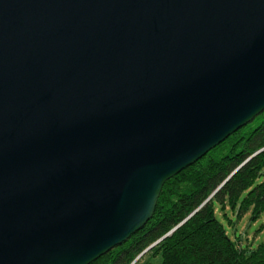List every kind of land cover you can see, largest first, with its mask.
I'll return each instance as SVG.
<instances>
[{
    "label": "water",
    "instance_id": "95a60500",
    "mask_svg": "<svg viewBox=\"0 0 264 264\" xmlns=\"http://www.w3.org/2000/svg\"><path fill=\"white\" fill-rule=\"evenodd\" d=\"M263 110L264 0H0V264H90Z\"/></svg>",
    "mask_w": 264,
    "mask_h": 264
},
{
    "label": "trees",
    "instance_id": "16d2710c",
    "mask_svg": "<svg viewBox=\"0 0 264 264\" xmlns=\"http://www.w3.org/2000/svg\"><path fill=\"white\" fill-rule=\"evenodd\" d=\"M263 169L264 110L166 180L146 225L90 264H140L144 257L143 264H264V241L242 244L217 215L220 204L240 205V214L253 208L258 216L264 209V181H258Z\"/></svg>",
    "mask_w": 264,
    "mask_h": 264
},
{
    "label": "rangeland",
    "instance_id": "374dc122",
    "mask_svg": "<svg viewBox=\"0 0 264 264\" xmlns=\"http://www.w3.org/2000/svg\"><path fill=\"white\" fill-rule=\"evenodd\" d=\"M258 181H264V169L258 178ZM240 205L233 208L227 205L225 209L218 204L217 215L225 224L228 233L233 239L239 240L244 245L257 246L260 242L264 241V209L258 216H254L253 208L239 213ZM149 258V256H147ZM147 260L146 257L142 258L140 264Z\"/></svg>",
    "mask_w": 264,
    "mask_h": 264
}]
</instances>
